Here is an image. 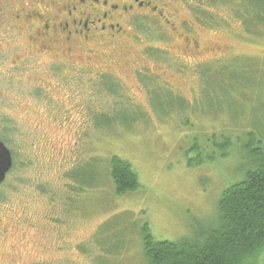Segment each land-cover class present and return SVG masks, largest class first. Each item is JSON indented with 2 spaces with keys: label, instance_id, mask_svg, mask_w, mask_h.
Returning <instances> with one entry per match:
<instances>
[{
  "label": "rangeland",
  "instance_id": "374dc122",
  "mask_svg": "<svg viewBox=\"0 0 264 264\" xmlns=\"http://www.w3.org/2000/svg\"><path fill=\"white\" fill-rule=\"evenodd\" d=\"M152 1L114 41L67 45L40 36L55 0H0V123L15 162L0 185V264H146L145 224L157 241L214 225L222 190L254 164L246 149L264 150V0H247L251 31L239 0L207 4L204 18L205 0ZM153 79L198 112L151 97ZM199 153L216 158L188 166ZM112 155L135 171L131 193L114 192Z\"/></svg>",
  "mask_w": 264,
  "mask_h": 264
},
{
  "label": "trees",
  "instance_id": "16d2710c",
  "mask_svg": "<svg viewBox=\"0 0 264 264\" xmlns=\"http://www.w3.org/2000/svg\"><path fill=\"white\" fill-rule=\"evenodd\" d=\"M219 1L205 0L204 3H195L194 6L203 9L201 10V17L204 18V12L211 14L208 9H205L210 6L207 4L210 3L212 5ZM235 6L236 9L238 8L237 11L243 15L241 18L244 19L246 24L245 29L251 31L252 28L248 23L253 18H256L254 17L256 12H254L253 8L247 6V0H239L235 3ZM258 19H261V17ZM198 22L202 24L210 23L202 18H199ZM207 66V64L201 62V66L199 65V68L196 67L194 69L198 78L200 77L204 84L206 75H208ZM109 76L100 75L96 82L103 85L109 83L113 86L114 89L109 95L114 98L113 94L118 92V86L109 81L113 80ZM153 80L150 84H145L146 87H152V90H150L151 97L155 94L154 92L158 91L161 96H169L166 98L162 97L165 98L163 99L164 101H173L179 104L184 115L185 113H190V110L198 112V107L193 109L185 101L184 97L178 95V93L172 94L173 92L166 87L157 86L156 80ZM201 89L203 94L206 93V88ZM101 92L105 91L101 89ZM199 113H201V109H199ZM3 121H6V119ZM10 129L9 123H0V131H2L0 133L1 141H9L2 134H11L12 129ZM214 142L215 140H213ZM227 142V137H225L220 143H214L221 156L225 154ZM191 149L195 151L202 150L196 141ZM246 150L252 156L254 164L251 168L248 167L245 170L241 180L229 184L222 190L217 201L218 215L214 225L202 228L196 231L194 236L185 237L178 241L153 240L147 224L143 226L142 249L146 264H264V150L259 148ZM11 153L13 157L12 170L15 162L14 153ZM215 158L213 153H199L196 161L192 162L189 159L187 164L188 166H198L207 162L211 163ZM107 160L115 194L123 196L134 191L138 186V180L131 165L126 160L115 155L110 156ZM71 176V180L80 185V187L75 188L79 192L82 190L83 184L76 177L74 178L73 173H71ZM10 184L8 183L9 186ZM3 198L0 193V199ZM106 252L108 253V251ZM109 254L114 253L109 252ZM101 256H104V254ZM108 262L109 260L107 262L104 260L100 261L102 264H109Z\"/></svg>",
  "mask_w": 264,
  "mask_h": 264
},
{
  "label": "flooded vegetation",
  "instance_id": "af4514ba",
  "mask_svg": "<svg viewBox=\"0 0 264 264\" xmlns=\"http://www.w3.org/2000/svg\"><path fill=\"white\" fill-rule=\"evenodd\" d=\"M34 1L43 2L42 8L47 7L45 0ZM156 10L158 8L152 0H55L48 17L40 25V36L50 33L67 45L93 43L99 38L107 44L123 32V24L135 27L141 20L137 14ZM33 15L39 19L42 17L39 13ZM33 15L31 13L27 17L30 19ZM184 38L189 36L184 35Z\"/></svg>",
  "mask_w": 264,
  "mask_h": 264
},
{
  "label": "water",
  "instance_id": "95a60500",
  "mask_svg": "<svg viewBox=\"0 0 264 264\" xmlns=\"http://www.w3.org/2000/svg\"><path fill=\"white\" fill-rule=\"evenodd\" d=\"M13 164L12 155L6 145L0 141V184L5 180Z\"/></svg>",
  "mask_w": 264,
  "mask_h": 264
}]
</instances>
